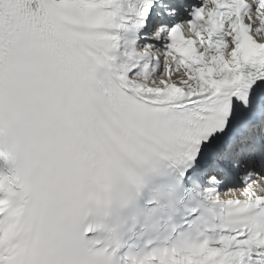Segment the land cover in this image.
Listing matches in <instances>:
<instances>
[{
  "label": "snow or ice",
  "instance_id": "snow-or-ice-1",
  "mask_svg": "<svg viewBox=\"0 0 264 264\" xmlns=\"http://www.w3.org/2000/svg\"><path fill=\"white\" fill-rule=\"evenodd\" d=\"M0 264H264V0H0Z\"/></svg>",
  "mask_w": 264,
  "mask_h": 264
}]
</instances>
